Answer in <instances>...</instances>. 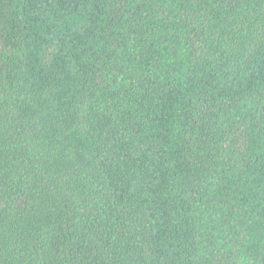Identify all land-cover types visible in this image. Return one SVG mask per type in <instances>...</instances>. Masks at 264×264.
<instances>
[{"label":"trees","instance_id":"1","mask_svg":"<svg viewBox=\"0 0 264 264\" xmlns=\"http://www.w3.org/2000/svg\"><path fill=\"white\" fill-rule=\"evenodd\" d=\"M0 264H264V0H0Z\"/></svg>","mask_w":264,"mask_h":264}]
</instances>
